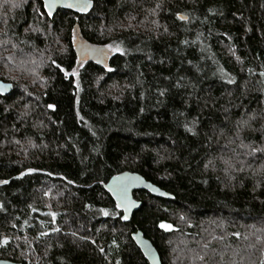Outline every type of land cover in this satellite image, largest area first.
I'll list each match as a JSON object with an SVG mask.
<instances>
[{"label":"trees","instance_id":"1","mask_svg":"<svg viewBox=\"0 0 264 264\" xmlns=\"http://www.w3.org/2000/svg\"><path fill=\"white\" fill-rule=\"evenodd\" d=\"M15 2L0 23V80L14 87L0 96V239L9 241L0 260L149 264L132 239L139 230L162 264H262L264 153L247 155L232 129L264 110V0H93L87 15L53 17L42 0ZM73 30L93 45L119 44L112 72L80 66ZM114 83L127 85L122 95ZM262 126L258 118L242 134L246 145L264 148ZM224 159L237 171L226 173ZM125 172L174 199L136 192L143 205L123 223L104 186Z\"/></svg>","mask_w":264,"mask_h":264},{"label":"snow or ice","instance_id":"2","mask_svg":"<svg viewBox=\"0 0 264 264\" xmlns=\"http://www.w3.org/2000/svg\"><path fill=\"white\" fill-rule=\"evenodd\" d=\"M58 5L61 7H64V8H68V9H76L78 12H87L89 9H91L93 7V0H73V2H70V3L67 2V0H44L43 8L46 10V13H42V15L46 14L47 16L51 17L53 15V12H52L53 8H56ZM21 6L22 5L20 3L15 2V0H0V12L3 13V15L0 16V23H3L5 25V27H7L8 20L6 19V17H7L8 12L11 9L19 8ZM161 8H162V3L158 2L155 4V7L150 8V9H146L143 11L145 12L146 16H155L157 13V10L161 9ZM128 19L131 21V20H135L136 17L135 16H129ZM176 19L181 20V21H186L189 18L186 15L177 14ZM141 23H144V21H141ZM148 23H151L154 28L158 29L160 27L155 20H150V21H148ZM115 27H116V25H114L113 28L107 29V31L112 32ZM128 27H132V24L129 23ZM29 30L38 31V29H26L25 31L27 32ZM0 31H2V34L4 36L8 35L7 31H3V30H0ZM167 31H168V29L165 27L164 32H167ZM73 32H75V30H73ZM101 34H103V32ZM73 40H75V35H73ZM10 42H11L10 40L3 41L4 44L10 43ZM21 43H24V41H21ZM185 43H187V41H185ZM12 47L16 48L17 45L13 44ZM105 48L107 49L108 52H120L121 54H123L122 49L120 48L119 44H117L115 41L111 44H106ZM21 51H23V49H21ZM94 51L101 52L102 50L101 49H94ZM105 55H106V53H105ZM237 59H239V58H237ZM98 62H100V61H98ZM32 63L35 64V61H32ZM79 63H80V66L82 67L83 62L80 61ZM52 64L55 65V67L57 69H59L60 71H64V69H62L60 67V65L56 63L55 60H52ZM105 68L108 72L113 71V69L108 68L107 65H105ZM221 71H223V70L221 69ZM67 75H68L67 72H65V76H67ZM72 75L78 76V72L73 71ZM259 75L261 77H264V72H260ZM100 79H103V77H101ZM226 82L228 84H233V83H235V80L229 78V79H227ZM76 86L79 89V82H77ZM177 86H179V85H177ZM110 88L117 90L118 92H120V95H122L123 92L121 91V88H127V85L121 86L118 83H114L113 85L110 86ZM27 94L31 95V93H27ZM160 95L163 96L164 92H160ZM113 98L119 99V95H114ZM27 107L28 106L25 105L26 109H27ZM47 107L49 109H52V110L55 109V105H53V104H49V105H47ZM28 114H29L28 111L21 112L20 113V119H24L26 116H28ZM258 118L264 119V110H262L259 113L252 112V113L243 114L241 116V118L235 122V124L233 125V129H232L233 135L235 137V139L232 141V143H235L237 140L240 141L238 147H240L242 149L248 148L249 151L247 152V155H249V156H255V154L258 152L264 153V148H256V147H253L251 145H246L244 143V140L242 139L243 133H245L246 131H254L255 130V129H252V124L254 122H256ZM81 119H83V118L81 117ZM188 130L191 131V129H188ZM259 130L262 132V134H264V126H262V128ZM93 135L95 136L96 133L93 132ZM14 143L19 144L20 141L17 140V141H14ZM29 143H30V141H29ZM222 162L225 165L226 173L231 172V171H237V168L235 167L232 160L224 159ZM209 164H211V161L209 162ZM207 167H209L208 164L205 165V168H207ZM238 170L243 171V167L239 168ZM29 171H31V170H29ZM255 174H258V173H254V175ZM23 175H24V173H21V176H23ZM49 175H51V173H49ZM125 179L131 180L134 178H125V177H114L113 178L114 182H113V187L111 190L115 191L117 193V197L120 200V203L116 205L117 208L124 206L125 209H127L128 207L132 206L131 203L128 202L126 199L127 185L122 183V181ZM7 183H8L7 180L0 181V184H7ZM68 183H72V181H68ZM153 191H155V189H153ZM45 195H47V193H45ZM160 195H166V194L160 193ZM3 207H4V205L0 204V209H3ZM98 211L104 217L112 216V213H110L106 209L101 208ZM46 215H49L53 219H55V213H46ZM120 219L126 221V220H128V216L122 215V216H120ZM181 219H183V217H181ZM13 227H15V225H13ZM158 227L164 231H174L171 224H167L164 222H161L158 225ZM56 231H59V229H56ZM41 235L44 236V235H47V233L42 232ZM73 235H75V233H73ZM235 235H239V234L236 233ZM8 243H9V241L7 238L0 239V244L7 245ZM113 243L115 244V241H113ZM204 247H207V245H204ZM100 251L104 252V249L101 248ZM146 251H147V249H146ZM147 254L151 255L150 251ZM197 258L201 259V260L204 259V257H202V256H198ZM117 264H119V262H117ZM262 264H264V262H262Z\"/></svg>","mask_w":264,"mask_h":264},{"label":"water","instance_id":"3","mask_svg":"<svg viewBox=\"0 0 264 264\" xmlns=\"http://www.w3.org/2000/svg\"><path fill=\"white\" fill-rule=\"evenodd\" d=\"M42 2L44 3V0H42ZM67 2L70 3V2H73V0H67ZM92 9L93 7L89 9L87 12H78L76 9H68V8H64L58 5L56 8H53L52 10L53 15L51 17L55 16L61 10L70 11L74 14L84 16V15L89 14L92 11ZM73 47H74V52L79 61H82L83 63L92 62V63L97 64L99 67L103 69H106L105 65H107V67L109 68L111 57L109 56V52L107 51L105 47L93 45L89 43L88 41L84 40L83 38H77L73 44ZM94 49H101L102 51L97 52V51H94ZM13 88L14 87L11 83L0 80V96L5 97V96L10 95L13 91ZM115 177L134 178L131 180L125 179L122 181L123 184L127 185L126 199L132 205L131 207H128L127 209H125L124 206L117 208L121 212L122 215L128 216V220L126 221L122 220L123 223H130L135 213L138 212L143 205L140 201H138L135 198L136 192L144 191V192H148L149 194L157 198L167 199V200L174 199V197L171 194L167 193L166 191L162 190L160 187L146 180L142 175L138 173L125 172ZM113 182L114 181L112 178L104 186V189L112 197L115 204L117 205L120 203V200L117 197V193L111 190L113 187ZM153 189H155V191H153ZM160 193H165L166 195H160ZM132 239L135 242L137 248L141 251V253L143 254V256L145 257L146 261L149 264H162L160 253L158 252L154 244L145 237L143 232L139 230L136 231L135 233L132 234ZM149 251L151 255L147 254ZM0 264H19V263L9 261V260H0Z\"/></svg>","mask_w":264,"mask_h":264},{"label":"rangeland","instance_id":"4","mask_svg":"<svg viewBox=\"0 0 264 264\" xmlns=\"http://www.w3.org/2000/svg\"><path fill=\"white\" fill-rule=\"evenodd\" d=\"M74 35H75V40L73 41V43L76 41L77 38H82V37L80 36V33H79L78 30H75ZM103 47H105V46H103ZM113 54H114V52H109V56H110V57H112Z\"/></svg>","mask_w":264,"mask_h":264}]
</instances>
